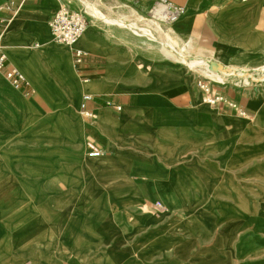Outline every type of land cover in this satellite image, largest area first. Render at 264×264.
<instances>
[{
  "label": "crops",
  "instance_id": "obj_1",
  "mask_svg": "<svg viewBox=\"0 0 264 264\" xmlns=\"http://www.w3.org/2000/svg\"><path fill=\"white\" fill-rule=\"evenodd\" d=\"M170 1L185 9L171 29L176 52L220 64L216 74L170 54L161 43L167 28L142 23L154 0H0L7 58L0 89L24 119L0 132L11 135L0 138V264H214L205 254L193 260L188 235L156 247L154 231L180 230L198 208L216 223L201 245L210 249L218 233L224 237L217 264H264V81L247 73L264 64V0ZM63 6L91 14L74 46L53 39L50 21ZM120 21L147 25L161 41ZM74 48L88 57L78 68ZM11 70L23 77L21 87L7 77ZM201 78L246 115L205 104ZM40 84L72 106L73 129L75 102L97 98L88 103L94 118L80 116L85 139L104 150L103 173L80 188L49 174L38 122L52 109ZM154 168H165L164 177L142 173ZM96 203L107 209L104 226L92 221Z\"/></svg>",
  "mask_w": 264,
  "mask_h": 264
},
{
  "label": "bare ground",
  "instance_id": "obj_2",
  "mask_svg": "<svg viewBox=\"0 0 264 264\" xmlns=\"http://www.w3.org/2000/svg\"><path fill=\"white\" fill-rule=\"evenodd\" d=\"M84 8L89 13V25H90L91 14L88 11V8L86 7ZM84 8H77V9H84ZM145 22H147V24H155L153 23L154 21L145 20ZM117 24L129 28L136 34L147 38L148 41H154V42L161 41L146 27H141L136 24H134L133 27V25H130L129 23H123L121 21L118 22ZM172 27L170 28L165 27L167 28L166 31L171 32ZM170 39L171 38L161 42L169 50L170 54L182 60V62L190 64L193 67H197L198 65L203 63L206 65V68L210 67V62L200 60L198 58H194L183 52H176L174 45L175 43L172 42V40ZM257 70L264 71V64L258 67ZM212 73L216 74V72H212ZM251 75L253 74H249V77H251ZM204 80L210 83L207 79ZM210 84L212 85V83ZM40 86L41 87H39V89L42 92H45L46 100L52 109V113L50 116L44 114L38 122V129L40 128V131H41V127H44L43 128L44 137H39L38 140V143L40 145V150L41 151L43 149L44 151L49 150L48 151L49 152L48 157L50 162L49 174L52 176L57 175L61 177L63 183L68 187L80 188L79 187L81 184L79 182L80 180L84 181V184H86V180H91L92 177L95 178L97 175L103 173L101 172L99 166L101 165V163L105 162V159H103V156L99 158H91L88 155L87 149H85L86 143L90 140L87 141L84 135V122H82L81 120L82 118L80 116L82 115V104L80 105L78 101L75 102V106L77 107L80 113L78 114V116L74 117V119L79 122V125L77 124L76 127L73 129V124H71L69 120V118H71L73 115L72 106H70V104H68V102L64 100L62 97L56 95V90L54 89L53 86L51 85L42 86L41 84ZM23 123H24V119L20 107L14 105L10 100L5 98L3 96V90L0 89V132L7 131L13 128L16 129L20 127ZM9 137H11L10 134L0 133V138H2L3 141H5V139ZM44 142H47L48 146L45 147L42 146ZM45 157L47 156L45 155ZM142 173L147 176L158 177L161 175L162 177H164L166 170L165 168L145 169L142 171ZM110 174H116V172ZM151 200L159 201L164 206L169 205L170 208L173 207L172 202L169 199L152 198ZM175 201L176 200H174V202ZM142 209L151 213H156L152 209L150 204L143 203ZM94 213L96 215L94 214L91 215L94 224L98 226H104L103 223H109L106 214L108 213L107 209L103 208L100 204L98 203L95 204ZM160 217L161 215L157 214V218L160 219ZM177 228L172 229V232H176L178 230L177 236L175 235L171 236L172 232L157 233L156 231H154L156 233V234L154 233V236L157 238L158 241V245L156 247L165 248V245L171 244V241L174 242L175 238L181 240L187 237L188 235L192 240L191 246H195V251L193 252L194 255L193 260L197 261L201 258L203 254H205L207 258L210 257L211 260L216 261L214 262V264H217V258L218 256L221 255L220 250L222 247L221 242L224 239L223 235H221L220 233L216 235V241L210 249H205L199 242V238L205 237L206 239H209L212 236L216 228L215 216L210 215L208 211L204 209L198 208L195 210V213L189 214L188 218L182 221V224L180 225V230ZM176 253H177L176 255L178 256L186 257L187 255L186 247H178L176 249Z\"/></svg>",
  "mask_w": 264,
  "mask_h": 264
},
{
  "label": "built area",
  "instance_id": "obj_3",
  "mask_svg": "<svg viewBox=\"0 0 264 264\" xmlns=\"http://www.w3.org/2000/svg\"><path fill=\"white\" fill-rule=\"evenodd\" d=\"M185 9L177 6L169 0H154L153 7L148 16V20L158 22L161 25L170 28L184 15ZM1 25V23H0ZM89 25V13L84 9L72 8L70 6H63L55 14L50 21V27L53 34V39L61 44L74 46L76 42L85 33ZM74 63L76 67H80L88 60L87 55L79 49L74 48ZM7 58L0 46V70L5 69ZM249 74L258 75V81H264L263 70H252L247 72ZM7 77L11 80L12 84L16 87H21L23 77L16 70L8 71ZM198 86L203 94V101L206 104L213 106H224L228 109L237 110L240 115L245 116L246 112L238 110L235 102L227 99L224 95L217 93L213 86L204 79L198 81ZM96 96L86 95L82 104V114L88 119L94 118V111L88 108V103L96 102ZM114 106L112 103L106 104ZM120 111V108L116 106ZM88 155L91 158H99L104 155L102 147L94 141L86 143Z\"/></svg>",
  "mask_w": 264,
  "mask_h": 264
},
{
  "label": "rangeland",
  "instance_id": "obj_4",
  "mask_svg": "<svg viewBox=\"0 0 264 264\" xmlns=\"http://www.w3.org/2000/svg\"><path fill=\"white\" fill-rule=\"evenodd\" d=\"M147 19H148L147 16H146V17L142 16V23H145V20L148 21ZM149 21H151V20H149ZM153 23H155L156 25H159L157 22H153ZM146 24H147V22H146ZM130 25H133V27H134V24H133V23H130ZM148 25H149V24H148ZM145 26H147V25H143V24H142L141 27H145ZM135 27H136V26H135ZM146 28H147V27H146ZM151 32H152V31H151ZM166 37H167V39H168V38H171L170 40H172V41L174 40V39H173V36H172V33H171L170 31H167V32H166ZM181 61H182V60H181ZM198 67H199V68H197L196 70H198V71L200 70V71H201L203 67L206 68V65L203 63V64L198 65ZM258 77H259V76H257L256 78H258ZM215 81L222 82V80H218V79H216ZM212 85L215 86L214 83H212ZM229 110H232V109H229ZM82 116L85 117L84 114H82ZM85 118H86V117H85ZM208 243H210V242H208Z\"/></svg>",
  "mask_w": 264,
  "mask_h": 264
},
{
  "label": "water",
  "instance_id": "obj_5",
  "mask_svg": "<svg viewBox=\"0 0 264 264\" xmlns=\"http://www.w3.org/2000/svg\"><path fill=\"white\" fill-rule=\"evenodd\" d=\"M222 66L216 62L210 63V70L213 72H217Z\"/></svg>",
  "mask_w": 264,
  "mask_h": 264
}]
</instances>
